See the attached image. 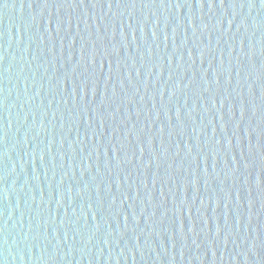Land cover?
<instances>
[{
	"label": "water",
	"instance_id": "1",
	"mask_svg": "<svg viewBox=\"0 0 264 264\" xmlns=\"http://www.w3.org/2000/svg\"><path fill=\"white\" fill-rule=\"evenodd\" d=\"M0 264H264V0H0Z\"/></svg>",
	"mask_w": 264,
	"mask_h": 264
}]
</instances>
